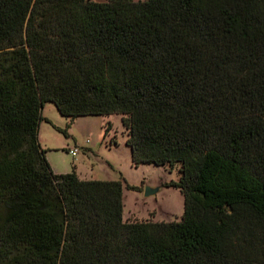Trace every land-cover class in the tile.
Segmentation results:
<instances>
[{
	"label": "trees",
	"instance_id": "obj_1",
	"mask_svg": "<svg viewBox=\"0 0 264 264\" xmlns=\"http://www.w3.org/2000/svg\"><path fill=\"white\" fill-rule=\"evenodd\" d=\"M47 103L120 115L133 166L179 173V220L55 174ZM0 264H264V0H0Z\"/></svg>",
	"mask_w": 264,
	"mask_h": 264
},
{
	"label": "rangeland",
	"instance_id": "obj_2",
	"mask_svg": "<svg viewBox=\"0 0 264 264\" xmlns=\"http://www.w3.org/2000/svg\"><path fill=\"white\" fill-rule=\"evenodd\" d=\"M41 116L38 142L51 169L59 174L74 171L82 180L120 181L123 221L179 220L183 197L174 186L179 173L168 166H133L120 115L70 120L60 116L53 104L47 103L43 105ZM107 124L110 126L106 132ZM70 149L77 150L74 157L67 153ZM145 188L158 191L145 196Z\"/></svg>",
	"mask_w": 264,
	"mask_h": 264
},
{
	"label": "water",
	"instance_id": "obj_3",
	"mask_svg": "<svg viewBox=\"0 0 264 264\" xmlns=\"http://www.w3.org/2000/svg\"><path fill=\"white\" fill-rule=\"evenodd\" d=\"M158 191V189H148V188H145V190H144V195L145 196H149V195H153L155 192H157Z\"/></svg>",
	"mask_w": 264,
	"mask_h": 264
},
{
	"label": "built area",
	"instance_id": "obj_4",
	"mask_svg": "<svg viewBox=\"0 0 264 264\" xmlns=\"http://www.w3.org/2000/svg\"><path fill=\"white\" fill-rule=\"evenodd\" d=\"M67 153L69 155H71L72 157H74L77 154V150L76 149H70L67 151Z\"/></svg>",
	"mask_w": 264,
	"mask_h": 264
},
{
	"label": "crops",
	"instance_id": "obj_5",
	"mask_svg": "<svg viewBox=\"0 0 264 264\" xmlns=\"http://www.w3.org/2000/svg\"><path fill=\"white\" fill-rule=\"evenodd\" d=\"M42 110H43V108H42ZM41 113H42V112H41ZM51 170H53V169H51ZM53 172H54L55 174H59V173L55 172L54 170H53Z\"/></svg>",
	"mask_w": 264,
	"mask_h": 264
}]
</instances>
